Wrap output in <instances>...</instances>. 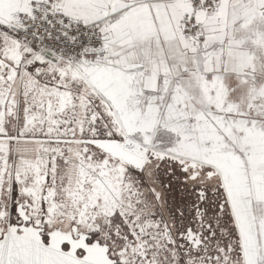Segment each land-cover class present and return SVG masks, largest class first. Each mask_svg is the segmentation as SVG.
Returning a JSON list of instances; mask_svg holds the SVG:
<instances>
[{
  "label": "snow or ice",
  "instance_id": "1",
  "mask_svg": "<svg viewBox=\"0 0 264 264\" xmlns=\"http://www.w3.org/2000/svg\"><path fill=\"white\" fill-rule=\"evenodd\" d=\"M0 264H264V0H0Z\"/></svg>",
  "mask_w": 264,
  "mask_h": 264
}]
</instances>
